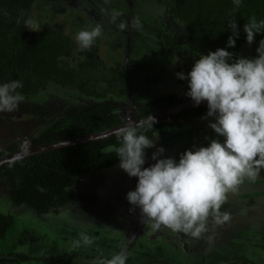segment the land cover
<instances>
[{"label":"flooded vegetation","instance_id":"1","mask_svg":"<svg viewBox=\"0 0 264 264\" xmlns=\"http://www.w3.org/2000/svg\"><path fill=\"white\" fill-rule=\"evenodd\" d=\"M144 1L40 0L45 8L37 5L38 13L41 9H50L54 18L49 24L56 34L59 33L57 38L60 34L64 37L60 51L54 45V60L61 73L53 78L30 70L29 75L19 79L23 88L18 91L25 96V101L12 113H0V161L21 152L0 162V211L9 216L8 222L2 218L4 223L11 224V228L1 230L3 239L0 242L7 246L0 250V264H94L117 252L127 253L126 264H191L186 259L188 250L204 246L217 228L224 232L226 226L222 225L228 224L229 231L234 232L243 226L232 220L213 226L210 218L209 229L213 228L203 234L204 238H194L165 227L153 230L150 222L143 223L139 209L126 200V193L136 186V178L129 177L118 166L115 151L109 164L80 172L74 183L64 184L65 197L58 198L54 205L44 210L17 203L12 198L13 182L5 169L11 161L30 160L37 152L96 141L98 152H106L120 144L113 134L116 130L111 131V128L145 123L151 118L142 120L143 116L189 99L187 81L176 76L177 72L190 71L186 56L175 51L171 56V52L161 47L159 41L154 40L155 31L148 28L149 22L141 23L139 30L129 26L124 31L109 22L113 10L122 13L117 23L139 19V7ZM29 2L30 7L31 3L35 5V1ZM66 7L69 11L65 16L72 17L80 30L97 24L103 26L102 35L90 49L79 50L75 38H70L61 25L64 20L55 21L54 12L57 14ZM10 80L17 78L1 79L0 83ZM166 95L173 99L159 106L162 96ZM152 107L157 108L151 110ZM89 111L98 119L103 116L99 114L107 113L109 123L92 130L82 127L78 134L54 138L56 125L67 119L72 127L76 123L82 126L84 122H77V119ZM154 118L153 128L144 129L143 134L155 138L156 146L165 149L163 156L166 157L178 159L185 149L206 145L205 137H211L209 134L213 132L208 127L213 118L205 117L195 104L165 110ZM200 135L204 141L196 140ZM75 137L85 138L61 146L52 145ZM44 145L49 146L34 150ZM155 150V147L146 150L145 167L154 163L151 155ZM237 189L227 194L220 213L239 198L248 208L262 201L264 169L255 180L245 179ZM84 202L88 205L84 206ZM254 216L262 220L264 212H255ZM175 253L178 255L174 256Z\"/></svg>","mask_w":264,"mask_h":264},{"label":"clouds","instance_id":"2","mask_svg":"<svg viewBox=\"0 0 264 264\" xmlns=\"http://www.w3.org/2000/svg\"><path fill=\"white\" fill-rule=\"evenodd\" d=\"M239 8L243 0H232ZM121 12L113 10L109 22L124 31L131 26L141 29L138 18L120 21ZM226 26L231 30L226 47L202 53L194 60L190 71L177 72L187 81L186 95L195 105L206 102L205 117H211L208 127L214 136L205 139L206 145L185 149L179 158L163 156L165 149L156 146V139L143 134L153 128L155 118L145 123H129L116 130L120 144L115 151L119 167L136 178V186L126 193L127 202L138 208L143 223H151L153 230L165 227L200 238L209 231V219L222 225L229 220L220 208L227 194L236 190L245 179L255 180L264 169V37L254 57L234 56L239 37L237 21ZM103 26L97 24L79 30L75 42L79 50L90 49L102 35ZM245 40L252 44L255 35L264 32V20L255 17L243 25ZM20 80L0 83V113H12L25 101L18 91ZM155 137V135H153ZM155 147L145 167L146 150ZM127 253L117 252L94 264H126Z\"/></svg>","mask_w":264,"mask_h":264},{"label":"trees","instance_id":"3","mask_svg":"<svg viewBox=\"0 0 264 264\" xmlns=\"http://www.w3.org/2000/svg\"><path fill=\"white\" fill-rule=\"evenodd\" d=\"M29 5V0H0V80L27 76L30 70L43 77L53 78L54 75L59 77L61 73L54 60V52L55 46L60 51L64 37L60 34L57 38L59 33L56 34L53 26L43 21L45 18L40 13L34 15V9ZM138 14L143 24L149 22L148 28L155 31L154 40H158L161 47L171 52V56L172 51L182 53L192 67L194 60L202 53L226 47L228 36L231 35L226 23L233 18L237 21L239 37L235 47L228 50L234 56H256L254 50L248 55L240 54L241 49L248 44L242 28L252 17L258 21L264 20V0H243L239 8L233 5L232 0H146L140 4ZM262 37L264 32L256 34L252 44L259 43ZM162 98L159 106L171 102L173 96ZM197 107L206 113V104ZM156 108L152 107L151 110ZM99 116L102 118L95 117L92 111L86 112L77 119V122L83 121L84 124L80 126L76 123L74 127L66 119L55 126L54 133L57 134L54 138L78 134L82 127L92 130L109 123L107 113ZM97 144L98 141L66 145L37 152L31 156L33 160L11 161L5 169L13 182L12 198L17 203H27L38 210L54 205L58 198L65 197L64 184L74 183V178L80 172L110 163L113 151L98 152L95 148ZM224 207L222 205L220 209ZM2 218L6 222L9 220V216L0 211V220ZM3 219L0 223V240L3 239L1 230L11 228V224L4 223ZM262 225L264 222L251 223L234 232L229 231L228 224L222 225L226 226L224 232L217 228L204 246L188 250L187 263L264 264ZM6 246L7 243L4 245L0 242V250Z\"/></svg>","mask_w":264,"mask_h":264},{"label":"rangeland","instance_id":"4","mask_svg":"<svg viewBox=\"0 0 264 264\" xmlns=\"http://www.w3.org/2000/svg\"><path fill=\"white\" fill-rule=\"evenodd\" d=\"M34 1H35V5L33 6L32 3H31V7L30 8H35L34 11L32 10V13L34 15H37L38 14L37 5L39 7H43V8H45V5L43 3H41L40 0H34ZM62 5H64V4H62ZM68 11H69V9H67V7H66L65 9H63L61 12H59L57 14L54 12L55 21L60 23V22H62L64 20L61 23V25L67 30L68 35L70 36V38H75V35L80 30V28L78 27L77 24L74 23L72 17H68V15L65 16L66 14H68ZM40 15L44 16L45 19H43V21L45 22V20H47V22H45L47 24H49L50 21H52L53 18H54V16L50 12V9H48V8L47 9H41ZM140 22L142 23V21H140ZM257 46H258V43L257 44H247L246 46H244V48L241 49L240 54L248 55V54H250L252 52V50H254L255 53H256ZM19 79L20 78H17V80H19ZM209 135L214 136L215 134H214V132L211 131ZM200 137H201V135H200ZM202 138L203 137H201L199 139H196V140L201 141V140H203ZM202 142H200V143H202ZM205 143H207V141H205ZM236 190H238V189L236 188ZM260 198L262 199V201L261 200L260 201L264 205V198L263 197H260ZM91 201H92L93 204H97L96 201H94V200H91ZM91 201H90V204H91ZM260 201L255 202L253 205L251 204L249 206V208H248V205H246V203L244 201H241L240 198H239V200H235V201L231 202L229 207L227 208V210L224 211L221 214H225V213L228 214L229 221H231V220H232V222L235 221V223L237 222L239 224H242L243 226H248V224L250 225L251 223H253V224L263 223L264 222V217H263L262 220H260V219H257L254 216L255 212L256 213L257 212H259V213L264 212V206L261 208ZM87 205H88L87 202H84V206H87ZM213 226H214V222H213ZM262 226H263V229H264V225H262ZM212 228L213 227H211V229ZM211 229H209V232L212 231ZM203 236H205V235H202L201 238H204ZM195 244L196 243H193V245H195ZM210 263L213 264V262H210Z\"/></svg>","mask_w":264,"mask_h":264},{"label":"water","instance_id":"5","mask_svg":"<svg viewBox=\"0 0 264 264\" xmlns=\"http://www.w3.org/2000/svg\"><path fill=\"white\" fill-rule=\"evenodd\" d=\"M201 104H206V102H202ZM187 105H194L193 101H192L190 98H189L188 100H185V101L181 102V103H176V104L170 106V108L166 107L165 109L160 110V111H157V112H154V113H151L150 115H145V116H143L141 119H142V120H143V119H147V117H148V118H151V117L157 116L158 114H161V113L164 112L165 110H168V109H176V108H178V107L187 106ZM121 127H123V125H121V126H117V127H114V128H111V131H112V130H117V129L121 128ZM82 138H85V137H82ZM82 138H81V137H75V138L68 139V140H66V141H65V140H62V141H59V142H55V143H53L52 145H53L54 147H56V146H61V145L68 144V143H70V142L72 143V142H74V141L80 140V139H82ZM52 145H51V146H52ZM48 146H49V145L38 146V147H35L34 150L44 149L45 147H48ZM19 154H21V152H15V153H13V154L8 155V156L5 157V158H2L1 161H5V160H7V159H11V158H13V157H15V156H18ZM1 161H0V162H1Z\"/></svg>","mask_w":264,"mask_h":264}]
</instances>
